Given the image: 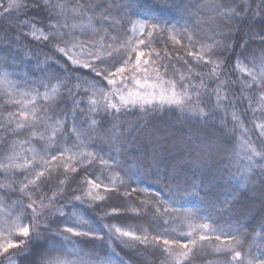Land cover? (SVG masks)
I'll use <instances>...</instances> for the list:
<instances>
[{
    "label": "snow or ice",
    "instance_id": "obj_1",
    "mask_svg": "<svg viewBox=\"0 0 264 264\" xmlns=\"http://www.w3.org/2000/svg\"><path fill=\"white\" fill-rule=\"evenodd\" d=\"M0 264H264V0H0Z\"/></svg>",
    "mask_w": 264,
    "mask_h": 264
},
{
    "label": "trees",
    "instance_id": "obj_2",
    "mask_svg": "<svg viewBox=\"0 0 264 264\" xmlns=\"http://www.w3.org/2000/svg\"><path fill=\"white\" fill-rule=\"evenodd\" d=\"M158 132H159V134H160L161 136L168 137L169 139L171 138V132L168 131L167 129L163 128V127L158 128ZM142 134H143V133H142ZM148 184H151V185H152V187H151V191L155 192V191L158 190V187H159V186L156 185V184H154L152 181H148L147 184H145V185H141V186H142V187H147ZM256 254L258 255L259 252H256ZM121 255H123V253H121Z\"/></svg>",
    "mask_w": 264,
    "mask_h": 264
}]
</instances>
